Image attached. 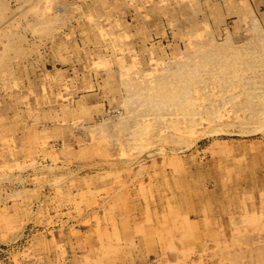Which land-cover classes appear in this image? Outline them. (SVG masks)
I'll return each instance as SVG.
<instances>
[{
	"label": "rangeland",
	"instance_id": "rangeland-1",
	"mask_svg": "<svg viewBox=\"0 0 264 264\" xmlns=\"http://www.w3.org/2000/svg\"><path fill=\"white\" fill-rule=\"evenodd\" d=\"M47 2L0 0V264H264V0Z\"/></svg>",
	"mask_w": 264,
	"mask_h": 264
},
{
	"label": "bare ground",
	"instance_id": "bare-ground-1",
	"mask_svg": "<svg viewBox=\"0 0 264 264\" xmlns=\"http://www.w3.org/2000/svg\"><path fill=\"white\" fill-rule=\"evenodd\" d=\"M48 1H50V0H48ZM52 1H53V0H52ZM145 1H146V0H145ZM147 1L149 2V0H147ZM150 1H151V0H150ZM46 2H47V0H46ZM229 2H230V1H229ZM232 2H233V0H232ZM47 3H48V2H47ZM49 4H50V3H49ZM139 4H140V2H139ZM235 4H236V3H235ZM140 5H141V4H140ZM140 5H139V6H140ZM237 5H238V4H237ZM243 6H244V5H243ZM140 7H141V6H140ZM232 7H233V6H232ZM234 7H235V6H234ZM237 7H238V6H237ZM237 7H236V8H237ZM248 7H249V6H248ZM46 8H47V7H46ZM50 8H51V7H50ZM236 8H235V9H236ZM239 8H240V7H239ZM243 8H244V7H243ZM247 9H248V8H247ZM46 10H47V9H46ZM48 10H49V9H48ZM242 10H243V9H242ZM50 11H51V10H50ZM234 12H236V11H234ZM238 13H239V12H238ZM243 13H244V12H243ZM44 15H45V14H44ZM44 15H42V13H41V16H44ZM39 16H40V15H39ZM50 16H51V15H50ZM145 16H146V15H145ZM55 17H56V15H55ZM103 29H104V28H103ZM99 31H100L101 34L103 33V30H102V29H99ZM124 33H125V32H124ZM124 33H123V35H125ZM113 35H114V34H113ZM116 35H117V34H116ZM121 35H122V34H121ZM197 35H198V34H197ZM126 36H127V34L125 35V37H126ZM118 37H119V36H118ZM114 38L116 39V36H115ZM121 38H122V37H121ZM115 39H113V40H115ZM122 39H124V37H123ZM122 39H121V41H122ZM116 40H117V39H116ZM116 40H115V41H116ZM115 41H112V42H115ZM121 41H120V42H121ZM120 42H118L119 45H120V44H123V43H120ZM116 44H117V43H116ZM116 44H114V45H116ZM122 46H123V45H122ZM122 46L120 45V47H122ZM116 47H117V45H116ZM116 47H115V48H116ZM7 48H9V46H8ZM118 48H119V47H118ZM122 50H124L123 47H122ZM7 51H8V50H7ZM2 52L4 53V51H2ZM2 52H1V53H2ZM5 52H6V51H5ZM3 56H4V55H2V57H3ZM5 56H6V55H5ZM2 57H0V58H2ZM120 57H121V56H120ZM117 59H119V58H117ZM3 60H4V59H3ZM4 61H5V60H4ZM2 65H3V64H2ZM3 66H5V65H3ZM121 67H122L121 70L125 68V67H123V65H121ZM122 76H123V75H122ZM152 85H153V84H152ZM158 86H159V85H158ZM158 86H157V87H158ZM160 86H161V85H160ZM153 87H154V88H157L156 86H153ZM142 88H143V87H142ZM159 88H160V87H159ZM159 88H157V89H159ZM162 88H163V87H162ZM145 89H146V88H145ZM150 89L152 90V87H151V86H150V88H149V91H150ZM136 90H137V89H136ZM155 90H156V89H155ZM155 90H154V91H155ZM161 90H162V89H161ZM161 90H156V91H161ZM147 91H148V90H147ZM147 91H146L145 93H147ZM150 93H151V92H150ZM156 93H158V92H156ZM156 93H154V92L152 91V94H156ZM152 94H151V95H152ZM147 95H148V94H147ZM186 95H188V93H186L185 96H186ZM183 96H184V95H183ZM192 100H193V99H192ZM189 102H190V101H188V104H189ZM186 103H187V102H186ZM193 104H194V103H193ZM189 106H190V105H189ZM191 106H192V104H191ZM262 106H263V105H262ZM192 108H195V107L192 106ZM185 109H186V108H185ZM195 111H196V110H195ZM196 112H197V111H196ZM171 124H172V123H171ZM175 124H176V126H178L177 123H174V126H175ZM183 124H184V123H183ZM168 125H169V124H168ZM172 126H173V125H172ZM166 127H169V128H170V126H165L164 130L166 129ZM169 128H168V129H169ZM177 129H178V127H177ZM177 129H174V130H176V132H177ZM188 129H189V127H188ZM188 129H187V130H188ZM170 130H172V129H170ZM189 130H192V128L189 129ZM178 131H180V130H178ZM182 131H183V130H182ZM174 132H175V131H174ZM183 132H184V131H183ZM185 132H186V131H185ZM160 133H163V132H160ZM160 133H159V136H160ZM179 133H180V132H179ZM179 133H177V134H179ZM190 133H192V132H190ZM161 136H162V135H161ZM163 138H164V137H163ZM141 139H142V138H141ZM159 140H160V139H159ZM142 141H143V140H142ZM143 147H144V146H143ZM233 189H234V188H233ZM31 191H32V190H31ZM33 191H35V190L33 189ZM200 194H201V193H200ZM194 195H195V194H194ZM45 196H46V195H45ZM51 198H52V197H51ZM194 198H195V197H194ZM42 199H43V198H42ZM45 201H46V200H45ZM45 201H44V202H45ZM189 201H190V200H189ZM189 201H188V202H189ZM42 203H43V200H42ZM43 204H44V203H43ZM45 205H47V204H45ZM36 206H37V205H36ZM40 206H42V205H40ZM50 206H51V205H50ZM190 206H191V207H190ZM190 206H189V209H191V210L194 209V206H192L191 204H190ZM71 207H72V206H71ZM187 207H188V206H187ZM187 207H186V208H187ZM39 208H40V207H39ZM50 208H52V207H50ZM73 208H74V207H73ZM154 208H155V207H154ZM54 209H55V208H54ZM74 209H75V208H74ZM35 210H36V209H35ZM41 210H42V209H41ZM46 210H47V209H46ZM147 210H149V209H147ZM36 211H37V210H36ZM188 211H189V210H188ZM68 212H69V211H68ZM186 213H187V212H186ZM191 213H192V212H191ZM191 213H190V214H191ZM194 213H195V215L198 214L197 212H194ZM187 214H188V213H187ZM192 215H193V214H192ZM199 215H200V214H199ZM193 216H194V215H193ZM184 217H185V216H184ZM184 217H183V219H184ZM187 217H188V218H187ZM187 217L185 218V220H182V221L185 222V223H184V225H186L185 228H192V225H193L192 223H193V222L191 223V222L189 221L190 219H189V216H188V215H187ZM179 220H180V219H179ZM179 220H177V221H179ZM191 221H192V220H191ZM196 221H197V220H196ZM41 223H42V222H41ZM197 223H198V222H197ZM47 228H48V227H47ZM180 231H181V230H180ZM222 231H223V230H222ZM180 234H182V233H180ZM4 236H5V235H4ZM185 236H186V235H185V232H184V233H183V236H181V238H179V239H185ZM212 236H213V235H212ZM220 238H221V237H220ZM1 239H2V237H1ZM10 239H11V238H10ZM231 240H232V239H231ZM221 241H222V240H221ZM232 244H233V243H232ZM227 245H228V243H227ZM233 245H234V244H233ZM104 247H108V246H104ZM227 247H228V246H227ZM110 248H111V247H110ZM106 249H107V248H106ZM202 249H203V248H202ZM204 249H205V248H204ZM204 249L201 250V252H202V251L204 252ZM220 249H221V248H220ZM220 249H217V250H220ZM107 252H108V251H107ZM180 252H181V251H180ZM229 252H230V251H229ZM223 254H224V253H223ZM223 254H222V255H223ZM175 258L177 259V257H175ZM221 260H222V259H221ZM221 260H220V261H221ZM199 261H201V260H199ZM203 262H204V261H203ZM198 264H199V262H198ZM201 264H203V263H201Z\"/></svg>",
	"mask_w": 264,
	"mask_h": 264
}]
</instances>
